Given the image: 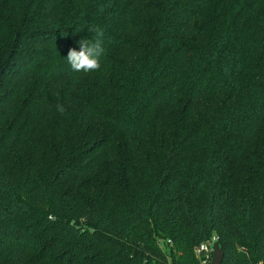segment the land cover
I'll use <instances>...</instances> for the list:
<instances>
[{
	"label": "trees",
	"instance_id": "1",
	"mask_svg": "<svg viewBox=\"0 0 264 264\" xmlns=\"http://www.w3.org/2000/svg\"><path fill=\"white\" fill-rule=\"evenodd\" d=\"M213 238L264 264V0H0V264H210Z\"/></svg>",
	"mask_w": 264,
	"mask_h": 264
},
{
	"label": "clouds",
	"instance_id": "2",
	"mask_svg": "<svg viewBox=\"0 0 264 264\" xmlns=\"http://www.w3.org/2000/svg\"><path fill=\"white\" fill-rule=\"evenodd\" d=\"M80 30V28L76 29V31ZM91 31L96 33L94 37L78 40L76 43L79 45V49L70 48L64 56L74 72L89 73L100 68V58L105 53L102 32L99 28L91 29ZM56 111L64 114L65 108L62 104H57Z\"/></svg>",
	"mask_w": 264,
	"mask_h": 264
},
{
	"label": "built area",
	"instance_id": "3",
	"mask_svg": "<svg viewBox=\"0 0 264 264\" xmlns=\"http://www.w3.org/2000/svg\"><path fill=\"white\" fill-rule=\"evenodd\" d=\"M214 242H215V239L213 238L210 241L201 243L196 249V255L197 256L204 255L205 258L207 260H209V256L208 255L210 253H213V244H214Z\"/></svg>",
	"mask_w": 264,
	"mask_h": 264
},
{
	"label": "water",
	"instance_id": "4",
	"mask_svg": "<svg viewBox=\"0 0 264 264\" xmlns=\"http://www.w3.org/2000/svg\"><path fill=\"white\" fill-rule=\"evenodd\" d=\"M224 258V252L220 248L219 244L215 242L213 244V253L211 256L210 264H221Z\"/></svg>",
	"mask_w": 264,
	"mask_h": 264
},
{
	"label": "rangeland",
	"instance_id": "5",
	"mask_svg": "<svg viewBox=\"0 0 264 264\" xmlns=\"http://www.w3.org/2000/svg\"><path fill=\"white\" fill-rule=\"evenodd\" d=\"M208 256H209V263H210L212 253H210Z\"/></svg>",
	"mask_w": 264,
	"mask_h": 264
}]
</instances>
